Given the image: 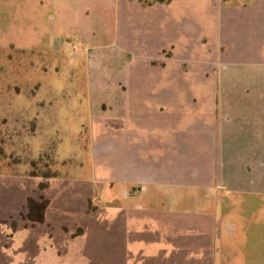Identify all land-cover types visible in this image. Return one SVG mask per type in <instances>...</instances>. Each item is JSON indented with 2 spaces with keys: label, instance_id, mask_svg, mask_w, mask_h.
<instances>
[{
  "label": "crops",
  "instance_id": "1",
  "mask_svg": "<svg viewBox=\"0 0 264 264\" xmlns=\"http://www.w3.org/2000/svg\"><path fill=\"white\" fill-rule=\"evenodd\" d=\"M14 1L28 20L24 48L49 20L53 44L86 39L100 49L90 70L112 71L74 97L92 110L77 125L90 179L47 178L45 189L44 177L21 175L31 183L1 190L0 225L20 232L27 220L29 240L47 232L62 250L113 243L114 264H222L240 260L235 214L251 208L262 223L252 262L264 264V0ZM16 4L4 0L0 14Z\"/></svg>",
  "mask_w": 264,
  "mask_h": 264
},
{
  "label": "rangeland",
  "instance_id": "2",
  "mask_svg": "<svg viewBox=\"0 0 264 264\" xmlns=\"http://www.w3.org/2000/svg\"><path fill=\"white\" fill-rule=\"evenodd\" d=\"M3 1L0 0V3L3 4ZM6 1L16 4L14 0ZM152 1L156 0H142L144 3ZM232 3L237 2L232 0ZM8 8L16 13L13 16L9 12L0 14V173L11 170L20 177L0 179V197L5 196L1 192L5 187L9 193L17 182L30 184V176L44 177L36 186L42 184L45 189L52 185H48L47 178L66 177L67 186L73 178L89 180L91 144L85 128L77 125H87V112L92 110L85 108L84 101L75 102L74 97L83 99L90 93L87 79L100 77L102 70H90L100 65L97 63L101 58L100 49H86L89 48L83 43L86 39L82 38L81 41L72 37L66 40V48L61 49L62 39H56L53 44L48 37L51 30L49 20L44 21V38L26 49L22 45L25 40L22 34L28 20L25 15L21 17L23 6L19 3ZM0 11L3 13L5 6H0ZM102 41L107 42L108 39L96 38L89 40V43L96 47ZM93 61H97L95 66L91 64ZM103 71L102 74L108 73V77H111L112 70ZM97 104L99 106L101 103L97 101ZM21 175H28L31 181ZM37 211L38 208L35 213L40 217L41 213ZM250 211L251 208L240 207L235 214L238 216V227L232 231L230 241L241 246L237 248L241 251L238 256L240 260L235 255V261H232L225 254L222 264H244L245 257H249L247 264H253L258 256L256 253L262 250V239H255V230L262 227L261 215L250 216ZM239 223L246 225V228L242 229ZM24 224L26 230L20 232L9 221L0 225V264L115 263L113 243L104 241L94 247H89L87 243L83 252L80 248L74 249V246L63 247L62 250L55 237L47 232L42 234L39 241L29 240L33 229L27 220ZM227 242L228 239L224 237L225 249Z\"/></svg>",
  "mask_w": 264,
  "mask_h": 264
}]
</instances>
